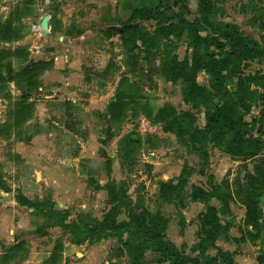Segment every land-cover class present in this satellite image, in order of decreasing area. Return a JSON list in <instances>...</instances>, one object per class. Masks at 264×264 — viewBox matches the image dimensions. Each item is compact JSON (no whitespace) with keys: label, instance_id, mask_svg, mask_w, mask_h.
<instances>
[{"label":"rangeland","instance_id":"374dc122","mask_svg":"<svg viewBox=\"0 0 264 264\" xmlns=\"http://www.w3.org/2000/svg\"><path fill=\"white\" fill-rule=\"evenodd\" d=\"M199 3L0 0V24L24 18L17 27L26 41L19 48L0 40V49L29 48L32 58L41 45L61 57L34 83L10 82L7 71L0 82V264H42L60 242L71 264H173L141 233L159 217L166 241L190 264L203 261L197 246L206 231L219 234L205 248L209 258L229 253L237 264H264V89L257 84L264 58L240 55L231 68L227 86L248 124L231 152L205 131L211 108L183 92L191 80L210 87L206 73L191 69L195 51L231 50L212 31L220 23L262 44L264 0H212L210 23ZM133 9L140 39L128 54L120 32ZM45 15L50 31L34 32ZM180 21H196L193 31L156 37L162 24ZM119 94L127 105L113 121ZM23 99L33 108L17 122L11 113ZM201 190L211 196L200 199ZM209 207L217 222L204 228ZM130 221V234L111 232L114 222Z\"/></svg>","mask_w":264,"mask_h":264},{"label":"trees","instance_id":"16d2710c","mask_svg":"<svg viewBox=\"0 0 264 264\" xmlns=\"http://www.w3.org/2000/svg\"><path fill=\"white\" fill-rule=\"evenodd\" d=\"M214 4L212 0H200L199 9L200 15L204 17L207 23H210L214 13ZM136 15L138 11L133 9L130 17L125 21V24L130 25L122 32L123 46L126 53L131 54L139 48L138 41L140 39L139 30L133 24L135 23ZM161 15V14H158ZM10 19L6 23L0 24V40L2 42L11 43L20 40V31L15 25L18 21ZM196 21L194 23L180 21L178 24H162L156 30L157 38H165L169 32L177 34L180 30L185 29L189 33L193 31ZM132 25V26H131ZM213 28V27H212ZM214 34L224 39L230 45V51L224 55L216 56L215 54L201 53L195 51L192 57V70H200L206 73L210 78V87H199L196 82L188 81L186 88L184 89V97L190 101L193 100L197 104L211 108V112L208 115L207 125L205 131L210 134L214 141H221L226 145V150L231 152L233 148L239 146L244 138L247 136V122L245 116L247 111L242 112V105L238 96L237 91L231 93L228 89V81L231 78V72L237 68L239 62V56H258L264 58V37L262 38V44L257 41L248 40L242 36L240 30L233 25L220 23L218 27L212 29ZM30 54L27 49H16V50H5L0 49V82L5 81L4 71H7L8 80L10 82H16L23 80L28 84L34 83L40 78L46 71L50 70L53 66V62L38 61L34 62L30 59ZM12 59L23 60L27 64L16 69L14 64L11 62ZM172 65L177 68L181 67V64L176 61H171ZM231 68H233L231 70ZM187 66L185 71H188ZM181 78V77H180ZM179 79L175 77L174 80ZM258 85L264 89V76L258 78ZM189 91L191 95H188ZM220 101L218 103L217 101ZM126 97L119 94L118 97L110 105V116L113 121L118 120L121 111L126 107ZM33 105L25 99L19 101L14 105L12 116L15 121L24 120L30 115ZM211 196L205 191L201 190L200 199H205ZM217 214L213 207L208 208V212L203 216L204 228L213 226L217 222ZM264 218V217H262ZM216 219V220H215ZM153 224L150 227H144L141 230L143 236L148 241V244L160 252L163 257L168 259L173 264H190L192 261L186 257L177 253L172 243L166 241L164 235L166 230V223L162 217L153 218ZM111 232L115 234L127 233L130 234L133 226L132 222L124 223H113ZM208 238L201 241L197 246L200 249V256H203V261L195 260L194 264H237L230 257L229 253H223L217 259H212L206 256L205 248L209 245L214 246L216 238L219 236L218 233L213 231H206ZM62 245H57L54 249L53 254L46 261V264H58L61 259ZM12 251H15L14 249ZM4 259H8L4 257Z\"/></svg>","mask_w":264,"mask_h":264},{"label":"crops","instance_id":"0c3cea01","mask_svg":"<svg viewBox=\"0 0 264 264\" xmlns=\"http://www.w3.org/2000/svg\"><path fill=\"white\" fill-rule=\"evenodd\" d=\"M24 20V18H21L20 20H18V21H16L15 22V25H17V24H19V23H21V21H23ZM40 20H38V21H34L33 22V24H32V30L34 31V32H41V27H40V25H39V22ZM33 25H38L39 26V30L37 31H35L34 29H33ZM24 46V45H26V41H18V42H14V46H18L19 48H21V46ZM41 45H38V46H36V45H33V49H34V55H33V57L31 58H29L31 61H34V62H38V61H44V62H49V61H52L53 62V66H52V68L50 69V70H48V71H46L42 76H41V78H43V77H45V76H47V75H49V74H51V72H52V70H53V68H54V66L56 65V63H59L60 62V60L59 59H61V57H57V58H55V53L54 52H45V51H42L41 50ZM28 51H29V53H30V49L28 48L27 49ZM62 245V249H61V259H60V262L58 263V264H71L70 263V261H67V257L65 256L64 257V259H63V254H64V244L63 243H58L57 245ZM56 244H54V247L52 248V251H50V254H49V256H51L52 254H53V252H54V249H55V247L57 246ZM17 246V245H16ZM15 251L18 249L17 247H15L14 246V248H13ZM50 258V257H49ZM48 258V259H49ZM48 259H46L42 264H46V261L48 260Z\"/></svg>","mask_w":264,"mask_h":264},{"label":"water","instance_id":"95a60500","mask_svg":"<svg viewBox=\"0 0 264 264\" xmlns=\"http://www.w3.org/2000/svg\"><path fill=\"white\" fill-rule=\"evenodd\" d=\"M38 23L42 29V34L47 35L50 31V15H45Z\"/></svg>","mask_w":264,"mask_h":264},{"label":"built area","instance_id":"2783aa9c","mask_svg":"<svg viewBox=\"0 0 264 264\" xmlns=\"http://www.w3.org/2000/svg\"><path fill=\"white\" fill-rule=\"evenodd\" d=\"M33 29L36 31H38L40 28H39V26L38 25H33Z\"/></svg>","mask_w":264,"mask_h":264}]
</instances>
